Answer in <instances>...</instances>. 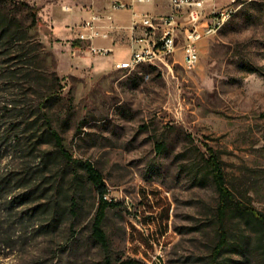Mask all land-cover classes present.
<instances>
[{"label":"rangeland","instance_id":"1","mask_svg":"<svg viewBox=\"0 0 264 264\" xmlns=\"http://www.w3.org/2000/svg\"><path fill=\"white\" fill-rule=\"evenodd\" d=\"M91 1L0 0V13L21 27L11 47L0 37V105L25 104L30 116L17 131L22 150L1 146L0 171L23 175L38 164L42 183L33 201L3 208L0 200V224L7 213L16 219L0 227V264H103L107 256L113 264H264V222L240 213L227 218L226 245L212 260L217 192L205 164L211 147L235 197L264 213V0H235L234 15L200 42L193 68L177 49L169 67L131 71L115 67L124 53L93 55L76 39ZM230 3L205 0L203 14ZM166 5L148 8L163 14ZM44 115L72 157L102 175L113 203L102 222L107 248L92 236L98 195L85 170L40 137Z\"/></svg>","mask_w":264,"mask_h":264},{"label":"trees","instance_id":"2","mask_svg":"<svg viewBox=\"0 0 264 264\" xmlns=\"http://www.w3.org/2000/svg\"><path fill=\"white\" fill-rule=\"evenodd\" d=\"M32 21L38 22L36 20V10L31 9ZM21 27L18 23V20L14 17H10L8 14L0 13V37H5V45L8 47L15 44L13 42V36L19 33ZM23 49V46L21 47ZM26 53V52H25ZM28 53V52H27ZM5 70V69H3ZM50 86H46L45 90L48 91V94L51 92L48 90ZM27 105L21 106L19 103H10L6 102L0 105V149L1 146H4L7 150L8 148L15 153L22 150L23 137L19 135L18 130L20 128H28V118L29 113L27 112ZM42 105H40V108ZM43 124L45 129L40 134L41 138H48L50 142L53 143L56 152L65 160L68 165L76 164L81 166L87 175V178L92 183L97 195H98V204L95 211V215L92 221V236L93 238L100 243L103 248H107L108 242L106 235L102 228V222L106 215V210L109 206L113 205L112 202L107 201L105 198L108 189L103 181L101 173L93 166L91 162L82 161L74 159L71 153L65 149L63 140L59 132L52 126L51 120L44 115ZM23 126V127H22ZM22 133V132H21ZM45 136V137H43ZM45 142V141H44ZM158 151L163 148V144H157ZM208 156L205 157V164L208 168L211 180L217 192V204L215 207V216L217 222V241L213 247L211 257L215 261L219 255L221 249L226 245L228 239V229L226 225L227 218L233 213H240L246 216H249L256 221L264 222V213L256 210L255 208L243 203L237 199L234 193L227 186L226 175L222 167V162L218 154L211 148H207ZM5 156L9 158L13 157L11 152H6ZM38 155L40 160H44L46 155ZM40 172L38 164L35 166H26L23 169V175L21 173H14L9 169L0 171V200L2 203L6 204V207L9 208L16 201L18 204L28 203L35 200L37 192L41 188V182L38 179ZM22 176V177H21ZM31 176V177H30ZM35 176V177H32ZM29 177V178H28ZM15 180V181H14ZM14 182V183H13ZM12 188H24L22 193H19L17 196H11ZM52 201V198L49 200ZM43 205H35L32 208L34 214L37 212H43ZM40 210V211H39ZM32 213V214H33ZM8 213L6 214V220L1 221L0 227L5 223L8 227L12 226L16 222L14 216ZM22 219L20 218V222ZM103 264H113L112 259L107 256ZM120 264H144L136 261H123Z\"/></svg>","mask_w":264,"mask_h":264},{"label":"built area","instance_id":"3","mask_svg":"<svg viewBox=\"0 0 264 264\" xmlns=\"http://www.w3.org/2000/svg\"><path fill=\"white\" fill-rule=\"evenodd\" d=\"M150 0H109V5L101 11H94L76 25V39L85 42L93 55H108L113 46L97 45L96 39H110L114 43V33L125 32L130 55L127 60L115 63V67L131 71L139 66L161 68L168 66V60L180 49L182 64L193 68L200 55V42L216 33L236 12L232 3L211 9L206 15L205 0H169V10L156 15L148 11H137L135 3ZM131 8L127 25L115 21L117 11ZM169 67V66H168Z\"/></svg>","mask_w":264,"mask_h":264},{"label":"crops","instance_id":"4","mask_svg":"<svg viewBox=\"0 0 264 264\" xmlns=\"http://www.w3.org/2000/svg\"><path fill=\"white\" fill-rule=\"evenodd\" d=\"M124 1L127 3L130 2V0H124ZM91 2H92L91 4H88V12L83 18H85L91 12L104 10L109 5V0H92ZM152 2L149 1V3L148 2L147 3H135L133 9L137 11H148V12L156 14L155 12L149 10L150 8H148V5H150ZM166 7H167L166 8L167 11L165 13H167L169 10V0H167ZM130 13H131V8L117 11L115 13V21L118 24L127 25L130 20ZM156 15H161V14H156ZM113 36H114V43H112L110 39H96L95 44L109 45V46L112 45L113 52L119 51L121 53H124L120 57H118L114 63L127 60L130 55V49H129V45H128V42L125 36V32H116L114 33Z\"/></svg>","mask_w":264,"mask_h":264}]
</instances>
